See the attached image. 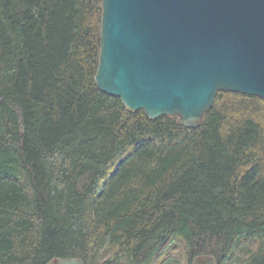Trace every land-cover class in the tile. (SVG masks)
<instances>
[{"label":"trees","instance_id":"16d2710c","mask_svg":"<svg viewBox=\"0 0 264 264\" xmlns=\"http://www.w3.org/2000/svg\"><path fill=\"white\" fill-rule=\"evenodd\" d=\"M101 0H0V264H264V101L199 127L102 92Z\"/></svg>","mask_w":264,"mask_h":264},{"label":"water","instance_id":"95a60500","mask_svg":"<svg viewBox=\"0 0 264 264\" xmlns=\"http://www.w3.org/2000/svg\"><path fill=\"white\" fill-rule=\"evenodd\" d=\"M97 87L199 127L219 91L264 101V0H101ZM46 264H85L78 257ZM190 264H217L199 254Z\"/></svg>","mask_w":264,"mask_h":264},{"label":"rangeland","instance_id":"374dc122","mask_svg":"<svg viewBox=\"0 0 264 264\" xmlns=\"http://www.w3.org/2000/svg\"><path fill=\"white\" fill-rule=\"evenodd\" d=\"M165 264H167V263H165ZM172 264H174V263H172Z\"/></svg>","mask_w":264,"mask_h":264}]
</instances>
